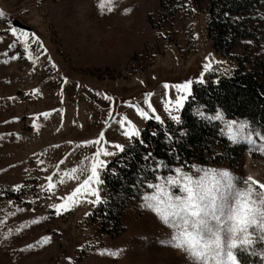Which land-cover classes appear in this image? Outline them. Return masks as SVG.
<instances>
[{"label": "rangeland", "instance_id": "obj_1", "mask_svg": "<svg viewBox=\"0 0 264 264\" xmlns=\"http://www.w3.org/2000/svg\"><path fill=\"white\" fill-rule=\"evenodd\" d=\"M99 2L0 0V264H192L171 247L172 230L142 206L154 190L126 206L122 232L114 238L92 215L99 204L91 203L94 196L82 192L59 215L51 205L87 178L97 148L116 151L111 145L131 141L124 135L128 122L141 133L155 116L165 121L169 112L179 115L178 93L165 83L192 81V90L209 74L229 76L236 68L233 56H248L246 66L257 67L264 79V0L250 22L257 38L241 43L230 57L217 54L207 36L211 0H112V11L106 3L103 14ZM146 96L155 115L144 104ZM249 128L261 132L250 123ZM253 139L252 145L227 139L244 147L233 167L193 163L172 169L228 170L241 188L249 176L264 183V144ZM114 156H100L106 162L99 169L102 182L91 185L101 201L105 166ZM73 167L77 179L70 178ZM173 175H159L155 183L166 187Z\"/></svg>", "mask_w": 264, "mask_h": 264}, {"label": "trees", "instance_id": "obj_2", "mask_svg": "<svg viewBox=\"0 0 264 264\" xmlns=\"http://www.w3.org/2000/svg\"><path fill=\"white\" fill-rule=\"evenodd\" d=\"M261 4V0H211L206 33L217 54L230 57L241 43L257 38L250 22ZM244 49L247 50V46ZM233 59L236 68L231 75L212 73L203 84L192 86L191 95L180 110L179 125L171 119L147 120L139 138L133 137L124 150L106 164L104 200L92 213L100 219L103 233L111 238L118 236L122 232L121 216L126 206L150 191L147 184H154L155 177L166 175L175 166L184 169H189L193 163L235 166L244 147L231 145L222 135L219 122L198 118V111L220 110L226 118L245 119L264 132L263 74L257 67L246 66L248 56H233ZM181 131L185 135L181 136ZM166 134L172 139L168 140ZM148 153L151 156L144 159ZM156 162L164 167L157 169ZM107 225L110 228L107 229ZM241 259L244 264H250L258 257L241 253Z\"/></svg>", "mask_w": 264, "mask_h": 264}, {"label": "snow or ice", "instance_id": "obj_3", "mask_svg": "<svg viewBox=\"0 0 264 264\" xmlns=\"http://www.w3.org/2000/svg\"><path fill=\"white\" fill-rule=\"evenodd\" d=\"M106 3L109 5L107 10L112 11V0H100L97 7L101 9V14H103L102 10ZM3 17L4 12L0 11V18ZM10 31L14 37L17 36V29L10 28ZM21 35L27 37L32 34L21 33ZM24 51L25 53L29 51L27 46ZM204 67L208 70L210 65L205 64ZM198 83L203 84L204 80L199 79ZM191 85L192 81L171 86L164 84L165 89L174 87L178 93L174 101L175 112L180 111L185 100L191 95ZM150 95L152 94H147V96ZM147 96L144 104L155 115ZM105 99H111V97L105 96ZM165 110H169L168 105H165ZM136 113L143 119L149 118L148 113L141 107H136ZM169 115L176 124L181 123L179 115H173L171 112ZM197 116L208 122H221L227 129V139L231 143L247 142L252 145L253 138L256 137L264 144V132L250 130L247 120H226L220 110H217L214 115H206L198 111ZM155 119L160 121L159 116H155ZM120 123L123 126L125 120L121 119ZM180 134L185 135L183 131ZM124 135L129 138H139L140 132L131 122H128V131L124 132ZM166 138L172 139L167 134ZM83 143L88 145L95 141ZM111 147L116 151H102L97 148L87 166L90 173L87 178L83 179V182L67 195L56 197L61 202L51 207L57 215L62 209L67 211L69 204L74 203L82 192L95 197L91 203L101 202L98 189L91 187L93 184L99 185L102 182L99 169L106 162L100 159V156H114L117 152L124 150V146L120 144L111 145ZM150 156L151 153H148L144 159ZM155 166L157 169L164 167L159 162H156ZM170 171L175 175L166 178V187L158 182L147 184V188L154 192L151 196L142 198L145 201L142 206L150 210L166 227L172 230L171 247L185 253L192 264H244L241 253L249 257H258V260L250 261V264H264V183L249 176L244 182V187L241 188L237 178L228 170L193 167L192 174L184 172L181 168L170 169ZM65 175L70 174L66 172ZM79 175L78 169L73 167L70 178L77 179ZM48 179L51 181L52 177ZM155 179L159 181L160 177H155ZM48 187L51 189L52 185L49 184ZM48 241V236L42 237V243ZM27 247L30 249L33 245L29 244ZM109 255L114 256L116 253H109Z\"/></svg>", "mask_w": 264, "mask_h": 264}]
</instances>
